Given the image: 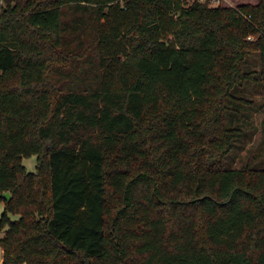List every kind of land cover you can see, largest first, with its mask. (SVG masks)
Instances as JSON below:
<instances>
[{"label": "trees", "instance_id": "16d2710c", "mask_svg": "<svg viewBox=\"0 0 264 264\" xmlns=\"http://www.w3.org/2000/svg\"><path fill=\"white\" fill-rule=\"evenodd\" d=\"M0 12L3 264H264V168L228 167L226 125L264 91V0Z\"/></svg>", "mask_w": 264, "mask_h": 264}, {"label": "rangeland", "instance_id": "374dc122", "mask_svg": "<svg viewBox=\"0 0 264 264\" xmlns=\"http://www.w3.org/2000/svg\"><path fill=\"white\" fill-rule=\"evenodd\" d=\"M187 2L191 3L192 0H187ZM258 2L259 0H222L220 6L237 8L244 4L255 5ZM2 5L5 7L4 2H2ZM251 37L254 40V37ZM253 40L248 41L251 42ZM248 62L246 63L247 69L248 65L250 70H259L261 67V57L258 54L251 57ZM241 96H243L249 104L240 107V112L236 116H227L226 125L240 130L239 136L235 138L233 150L227 157V164L231 169H241L247 163L255 167L264 168V91L260 84H248L241 93ZM24 165L28 172L34 173L37 167V156L25 159ZM4 210L5 205L3 202H0V215H2ZM18 218V216L11 215L12 220H17ZM3 236L4 233L0 232V238ZM3 262L2 251L1 264H3Z\"/></svg>", "mask_w": 264, "mask_h": 264}, {"label": "built area", "instance_id": "2783aa9c", "mask_svg": "<svg viewBox=\"0 0 264 264\" xmlns=\"http://www.w3.org/2000/svg\"><path fill=\"white\" fill-rule=\"evenodd\" d=\"M199 1L200 2H203V3L208 2L210 7L211 6L220 7V4L222 2V0H199ZM245 18H248V17H245ZM249 19H250V17H249ZM248 40H253V38L252 37H249Z\"/></svg>", "mask_w": 264, "mask_h": 264}, {"label": "water", "instance_id": "95a60500", "mask_svg": "<svg viewBox=\"0 0 264 264\" xmlns=\"http://www.w3.org/2000/svg\"><path fill=\"white\" fill-rule=\"evenodd\" d=\"M3 198L7 201L11 200V195L9 193L3 194ZM2 263V250L0 248V264Z\"/></svg>", "mask_w": 264, "mask_h": 264}]
</instances>
